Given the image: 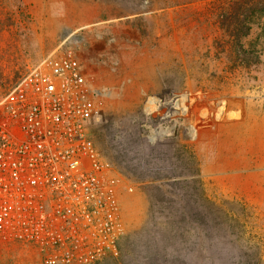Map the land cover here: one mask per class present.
<instances>
[{"label": "rangeland", "instance_id": "1", "mask_svg": "<svg viewBox=\"0 0 264 264\" xmlns=\"http://www.w3.org/2000/svg\"><path fill=\"white\" fill-rule=\"evenodd\" d=\"M224 1L0 0V97L73 47L98 99L95 142L133 187L117 252L96 264H264V27L243 41L258 57L234 66ZM203 196L219 208L210 239ZM40 259L0 240V264Z\"/></svg>", "mask_w": 264, "mask_h": 264}, {"label": "built area", "instance_id": "2", "mask_svg": "<svg viewBox=\"0 0 264 264\" xmlns=\"http://www.w3.org/2000/svg\"><path fill=\"white\" fill-rule=\"evenodd\" d=\"M99 104L76 50L60 45L0 97V240L41 264L116 254L119 197L133 192L101 154Z\"/></svg>", "mask_w": 264, "mask_h": 264}, {"label": "trees", "instance_id": "3", "mask_svg": "<svg viewBox=\"0 0 264 264\" xmlns=\"http://www.w3.org/2000/svg\"><path fill=\"white\" fill-rule=\"evenodd\" d=\"M217 17L220 28L228 38V45H230L229 48L233 54L231 59L233 61L230 60V63L234 62V66H249L253 63L252 58L254 56L257 58L258 55L255 51L246 49L243 41L249 36L253 27H264V0H226L217 12ZM196 175H199V173H196ZM196 175L194 174V176ZM165 178L172 179L173 177L166 176ZM203 200L208 201L210 205V207L203 205V238L210 239L207 232L211 228L214 231L220 225L219 217L216 214L219 212V208L205 196H203ZM211 207L216 210H212ZM239 260H244L245 264H248L247 257L245 259L240 257Z\"/></svg>", "mask_w": 264, "mask_h": 264}]
</instances>
